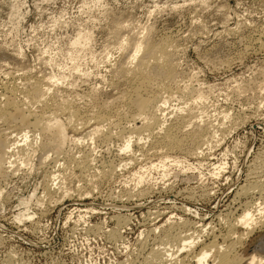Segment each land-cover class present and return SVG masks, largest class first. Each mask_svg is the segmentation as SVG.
I'll return each mask as SVG.
<instances>
[{
	"label": "rangeland",
	"instance_id": "obj_1",
	"mask_svg": "<svg viewBox=\"0 0 264 264\" xmlns=\"http://www.w3.org/2000/svg\"><path fill=\"white\" fill-rule=\"evenodd\" d=\"M137 38L161 46L165 75L155 58L135 69ZM141 72L164 125L122 152ZM8 97L30 122H77L67 135L82 140L45 151L47 132L26 124L25 138L0 115L15 152L0 157V264H157V250L182 264L175 237L190 233L195 252L212 239L264 253V221L247 234L236 221L264 209V0H0V107Z\"/></svg>",
	"mask_w": 264,
	"mask_h": 264
},
{
	"label": "bare ground",
	"instance_id": "obj_2",
	"mask_svg": "<svg viewBox=\"0 0 264 264\" xmlns=\"http://www.w3.org/2000/svg\"><path fill=\"white\" fill-rule=\"evenodd\" d=\"M126 40V39H125ZM124 43V41H123ZM127 43V42H126ZM131 43V44H130ZM127 44H130L132 47V52L130 54V58L132 60H136V63L134 65V67H136L135 69H141V67L143 68L144 65L148 64V60H151L150 58H155V61H157V59L160 61L159 55L161 54V46L154 45L152 43H150L147 39L141 38H137L131 41H128ZM126 45V44H125ZM141 51L140 56L138 57V53ZM161 57V56H160ZM153 61V60H152ZM157 61L155 64L157 67L155 70H157V74H160V72H163V74L165 73L164 70V62H159ZM154 63V62H153ZM132 66V65H131ZM147 66V65H146ZM166 66V64H165ZM129 69V68H128ZM132 69V68H131ZM134 69V70H135ZM168 69V68H167ZM142 70V69H141ZM154 70V68H153ZM170 70V68H169ZM133 71V69H132ZM138 71V70H137ZM144 71V70H143ZM166 71V70H165ZM136 72V71H135ZM133 71V74L135 73ZM142 74L139 76V78L137 79V83L135 85V87L133 88L134 90L131 91L132 95L128 98V102L130 103V105L132 107L135 108V115H132L134 118H132L133 120L136 118L142 119V122H140L139 126H136L135 128H133L134 130H131L126 136H123V142L122 145L120 146V150L119 151H126L129 150L132 143V137L134 136L135 138L136 135L138 136V138H140V133L142 131L144 132H148V134L151 136V134L153 133V131H155V129H159L161 130L162 125H164V121L162 120L163 116L160 118V113L159 115L157 114V111L161 110V105L166 103V99L163 98L161 100V103L159 104L158 102H160V99H157V95L156 94H151V95H147L144 93L147 85L149 84L148 82V77L145 74H143L144 72H141ZM140 74V72L138 73ZM136 73V75H138ZM156 74V75H157ZM162 74V73H161ZM155 75V74H154ZM165 75V74H164ZM163 75V76H164ZM167 75V74H166ZM135 77V75H134ZM156 77V76H155ZM158 77V76H157ZM156 77V78H157ZM162 78V77H161ZM135 79V80H136ZM40 86V85H39ZM41 87V86H40ZM31 91V90H30ZM243 92V91H242ZM31 93V92H30ZM45 91L41 90V88L36 87L34 88V90L32 91V95L29 94L32 98H37V101L40 100H44L46 99V95H45ZM28 95V97H29ZM198 98L201 99L202 96L199 94ZM206 98V97H205ZM39 99V100H38ZM6 102L4 106L0 107V115L1 117H3V119H5L6 122H8L7 124H14V126L16 124H18V126L21 127V130H23V126L26 124H32L34 127L39 128L41 131H45L49 134V138L48 141H43V150L45 151H49V150H54L55 152L60 150L59 152H61L62 147L64 145V143H66V141L70 140L72 143L73 142H78L79 140H82V136L81 137H70L67 135V126L71 129H76L77 131V122H71L68 121L67 126L64 125V123H61L56 117H46V118H42V116H37L35 118H33L34 120H32L31 122L28 119V114L25 113L24 109L21 108L20 104H18L16 101L11 100V98L8 97V100H5ZM24 101V100H23ZM41 102V101H40ZM46 102V101H45ZM44 102V103H45ZM261 102V101H260ZM47 103V102H46ZM67 103V102H66ZM63 105V104H62ZM68 106V105H67ZM191 106V105H190ZM64 107V106H62ZM163 107V106H162ZM189 107V106H188ZM263 108V107H262ZM65 109V108H64ZM71 109V108H70ZM66 110V109H65ZM27 111V110H26ZM72 111V110H71ZM53 112V111H52ZM67 112V111H66ZM75 112V111H74ZM69 113V111H68ZM73 113V112H71ZM75 114V113H73ZM93 114V113H92ZM97 114V113H96ZM40 115V114H38ZM32 116V115H31ZM35 116V115H34ZM56 116V115H55ZM72 116V114L70 115ZM92 116V115H91ZM44 117V116H43ZM94 118L93 121L95 122H99L101 120H103V118L100 115H94L92 116ZM91 117V118H92ZM92 118V119H93ZM178 118V117H177ZM199 122L201 120V118L198 119ZM77 121V120H76ZM206 121V120H205ZM222 121V120H221ZM91 122V121H90ZM74 123V124H73ZM142 123V124H141ZM195 124V129L194 131H192V135H202V134H206V129L209 125H202L199 124L197 122L194 123V121L190 122L189 124ZM79 124V123H78ZM192 124V125H193ZM188 125V124H187ZM10 126V125H9ZM80 126V125H78ZM98 126V125H97ZM95 126L93 128H91V130L89 129V132L87 131L86 134H90L93 135L94 133L98 132L99 128ZM170 126V125H169ZM221 126V125H220ZM12 127V126H11ZM123 127V126H122ZM164 127V126H163ZM167 127V126H166ZM168 128V127H167ZM163 129V128H162ZM171 129V128H170ZM7 130V129H6ZM5 130V131H6ZM9 130V129H8ZM36 130V129H35ZM164 130V129H163ZM73 131V130H72ZM210 131V130H209ZM20 132V131H19ZM23 136L26 138V134H27V130H23ZM70 132V131H69ZM79 132V131H78ZM162 132V131H161ZM178 132V131H177ZM204 132V133H203ZM85 133V132H84ZM135 133V134H133ZM30 134V133H29ZM47 134V135H48ZM116 134V133H115ZM133 134V135H131ZM147 134V133H146ZM8 133H4L1 134L0 133V157L3 158L2 156L4 154H6V148L11 147L10 151H13V142L11 143V141H9L10 143H8ZM14 135V134H12ZM98 135V134H97ZM148 135V136H149ZM157 135V134H156ZM161 135V134H160ZM28 136V135H27ZM95 137V136H94ZM157 137V136H156ZM164 138H167L166 141H171V139L173 140L171 134L169 133L168 130H166V132H164ZM197 137V136H196ZM207 137V135L205 136ZM44 138V137H43ZM84 138V137H83ZM87 138V137H86ZM90 138V137H89ZM137 138V140H138ZM161 138V136H160ZM210 138V137H209ZM163 139V138H162ZM204 139V138H203ZM206 139V138H205ZM85 140V139H83ZM144 140V139H143ZM210 140V139H209ZM180 141V140H179ZM20 142V141H19ZM25 142V141H24ZM133 142V141H132ZM173 142V141H172ZM175 142V141H174ZM178 142V141H177ZM215 143V142H214ZM142 144V143H141ZM179 144V143H178ZM27 145V144H26ZM169 145V144H168ZM217 145V144H216ZM16 146V145H15ZM24 146V145H23ZM30 146V145H29ZM175 146H176V142H175ZM27 147V146H26ZM178 147V146H177ZM29 148V147H28ZM15 149V148H14ZM32 149V148H31ZM89 149V148H88ZM17 150V149H16ZM19 151V150H18ZM44 151V153H45ZM22 152V151H21ZM15 153V152H14ZM27 153V152H26ZM160 154V153H159ZM17 155V154H16ZM66 155V154H65ZM5 156V155H4ZM27 156V155H26ZM44 156V154L42 155ZM45 157V158H44ZM44 157H41V163L43 162V159H47L46 158V154ZM84 157V156H83ZM258 157V156H257ZM164 158V157H163ZM50 159V158H49ZM177 160V159H176ZM8 161V160H7ZM85 161V159H84ZM82 162V160H81ZM80 162V163H81ZM95 162V161H94ZM161 162V161H160ZM79 163V162H78ZM125 163V162H124ZM4 164V163H3ZM43 164V163H42ZM83 164V162H82ZM87 164V163H86ZM178 164V163H177ZM80 166V165H79ZM84 166V165H83ZM2 167V166H1ZM8 167V166H7ZM85 167V166H84ZM113 167V166H112ZM149 167V166H148ZM31 169V168H30ZM1 171V170H0ZM108 171V170H107ZM148 173V172H147ZM161 173V171H160ZM56 175V173H55ZM136 175V174H135ZM5 176V175H4ZM53 176V174H52ZM103 176V175H102ZM253 176V175H252ZM143 177V176H142ZM53 178V177H52ZM54 179V178H53ZM66 180V179H65ZM50 185V184H49ZM94 185V184H93ZM52 187V186H51ZM250 188H256L254 186L250 187ZM246 189V188H244ZM132 192V191H131ZM245 193V192H243ZM135 195V194H134ZM67 197V196H66ZM244 208V209H243ZM241 213H239V216L237 217L236 221L238 223H240L242 226H244V228H246V234L247 232H250L257 224L262 223L264 221V209L262 208H258V205L256 207V205L254 206V204L249 203L248 205L245 204V206L243 207ZM186 222V221H185ZM224 222V221H223ZM236 222V223H237ZM234 223V222H233ZM205 227V226H204ZM199 229V228H198ZM242 233V232H241ZM195 234V233H194ZM231 234V233H230ZM177 235V234H176ZM232 235V234H231ZM173 236V235H172ZM195 235H193V233L189 234V235H181L178 236L177 238L175 237V240H183L184 243H182L181 248L182 247H187L185 250L186 254L184 257L179 258L180 261L183 264V258L187 256L188 258L191 257L192 259H195V262L197 263H201V264H264V253H251L250 255L248 254L247 257H242L241 255H238L240 253H236L235 249H234V244L230 241V243L226 244V245H217L212 239L206 243V244H202L200 248H198V251H194L192 250V247L197 243V241L194 240ZM225 236V235H224ZM230 236L229 234H227V237ZM243 236V235H242ZM172 238V237H171ZM197 238V237H196ZM215 238V237H214ZM233 238V237H232ZM237 238V237H236ZM179 240V241H180ZM198 240V239H196ZM241 240V239H240ZM179 241L178 242L179 244ZM239 243V242H238ZM237 244V243H236ZM164 249V248H162ZM165 250V249H164ZM184 250V251H185ZM264 251V250H263ZM158 253L152 252L151 253V259H155L157 264H166L168 260V258H166L168 255L164 254V252H159L157 250ZM176 257V256H175ZM208 258H210L209 262H207ZM182 259V260H181ZM185 261V260H184ZM166 262V263H165ZM173 262V261H172Z\"/></svg>",
	"mask_w": 264,
	"mask_h": 264
}]
</instances>
